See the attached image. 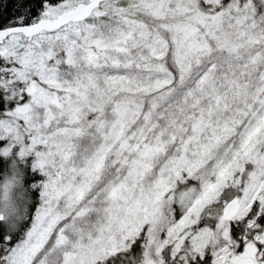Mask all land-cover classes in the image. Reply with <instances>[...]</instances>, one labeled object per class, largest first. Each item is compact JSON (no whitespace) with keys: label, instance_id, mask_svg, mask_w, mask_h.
Masks as SVG:
<instances>
[{"label":"snow or ice","instance_id":"6c2138e0","mask_svg":"<svg viewBox=\"0 0 264 264\" xmlns=\"http://www.w3.org/2000/svg\"><path fill=\"white\" fill-rule=\"evenodd\" d=\"M0 264H264V0H0Z\"/></svg>","mask_w":264,"mask_h":264}]
</instances>
